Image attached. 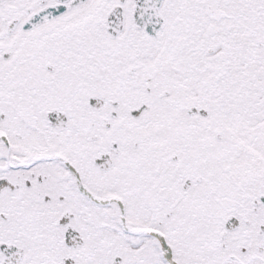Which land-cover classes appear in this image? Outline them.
Here are the masks:
<instances>
[{
  "label": "snow or ice",
  "instance_id": "obj_1",
  "mask_svg": "<svg viewBox=\"0 0 264 264\" xmlns=\"http://www.w3.org/2000/svg\"><path fill=\"white\" fill-rule=\"evenodd\" d=\"M0 264H264V0H0Z\"/></svg>",
  "mask_w": 264,
  "mask_h": 264
}]
</instances>
